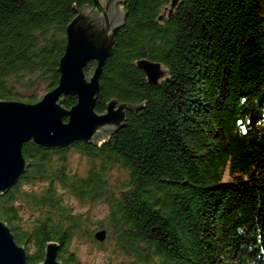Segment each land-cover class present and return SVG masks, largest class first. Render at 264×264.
<instances>
[{"label": "trees", "instance_id": "obj_1", "mask_svg": "<svg viewBox=\"0 0 264 264\" xmlns=\"http://www.w3.org/2000/svg\"><path fill=\"white\" fill-rule=\"evenodd\" d=\"M173 1H123L96 105L135 107L120 130L97 144L24 145L30 166L0 197V219L28 264L42 262L51 241L64 264H85L69 251L83 236L99 246L110 238L131 264H264V0ZM92 3L0 0L1 99L35 103L59 84L67 25ZM141 59L160 62L165 77L150 83ZM73 153L86 160L84 175L70 169ZM61 190L108 205L96 223L103 242Z\"/></svg>", "mask_w": 264, "mask_h": 264}, {"label": "water", "instance_id": "obj_2", "mask_svg": "<svg viewBox=\"0 0 264 264\" xmlns=\"http://www.w3.org/2000/svg\"><path fill=\"white\" fill-rule=\"evenodd\" d=\"M124 0H93L76 10L67 25V45L59 61V84L37 102L0 98V197L7 193L28 169L23 147L27 142L44 149L67 147L76 140L97 144L120 130L128 111L135 107L114 98L99 113L102 98L101 75L105 62L114 52L116 35L126 22ZM179 0L173 1V6ZM98 65L92 75L85 73L88 62ZM138 67L150 83L157 84L166 70L160 62L141 59ZM65 95H73L77 103L63 105ZM103 242L107 231L95 232ZM60 246L51 241L45 248V259L39 264H64L58 258ZM29 254L20 245L9 225L0 219V264H28Z\"/></svg>", "mask_w": 264, "mask_h": 264}, {"label": "rangeland", "instance_id": "obj_3", "mask_svg": "<svg viewBox=\"0 0 264 264\" xmlns=\"http://www.w3.org/2000/svg\"><path fill=\"white\" fill-rule=\"evenodd\" d=\"M43 94L44 91L40 90L37 92L38 97H42ZM69 167L72 171L84 175L86 172V160L80 155L73 153L70 156ZM116 175H118L117 172ZM61 192L64 194L65 203L73 208V212L81 213L84 217L89 216L91 218L90 228L93 231L98 230L96 223L105 219L108 215V205L102 200L81 201L63 190ZM22 214H24L23 222L29 226L34 220V216L26 209L22 210ZM28 226L24 225L25 228ZM33 250L34 246L31 248V251ZM69 251L74 253L85 264H131L129 258L122 252L115 251L113 241L110 238L106 239L103 246H99L97 241H93L91 238H87V236L76 237Z\"/></svg>", "mask_w": 264, "mask_h": 264}]
</instances>
